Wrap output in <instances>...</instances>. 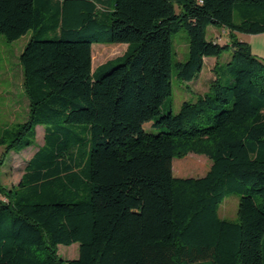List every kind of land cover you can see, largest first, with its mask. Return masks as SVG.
<instances>
[{
    "label": "trees",
    "instance_id": "obj_1",
    "mask_svg": "<svg viewBox=\"0 0 264 264\" xmlns=\"http://www.w3.org/2000/svg\"><path fill=\"white\" fill-rule=\"evenodd\" d=\"M261 32L264 0H0V34L29 33L27 117L0 129V165L44 127L17 184L0 182V264H264V59L237 36ZM94 42L126 49L93 69ZM205 57L207 89L161 112L173 73L191 81ZM188 152L210 159L203 176L173 175ZM231 194L235 217H221Z\"/></svg>",
    "mask_w": 264,
    "mask_h": 264
},
{
    "label": "rangeland",
    "instance_id": "obj_2",
    "mask_svg": "<svg viewBox=\"0 0 264 264\" xmlns=\"http://www.w3.org/2000/svg\"><path fill=\"white\" fill-rule=\"evenodd\" d=\"M174 6L178 11V5L174 4ZM212 28L213 26L207 27V38L210 37ZM216 29L220 31L219 27ZM240 35L250 44L251 52L264 59V32L256 34L241 33ZM28 38L29 33L10 42L0 34V129L12 126L27 117L28 99L22 88L19 54ZM172 47L173 64L176 61H184L188 54V41L185 29L181 28L173 34ZM125 49V43L94 42L92 44V56L99 59L94 60V66L121 55ZM228 58L229 53L225 52L221 55L220 60L224 61ZM213 63V57H205L200 73L188 82L177 80L173 73L172 94L162 105L161 112L170 110L172 113H177L183 101H191L194 99L196 92L205 91L208 87V82L213 78L211 70ZM43 128V125L36 126V135L31 146L17 152L13 150L3 160L0 165V182L2 185L11 186L17 184L23 172L25 161L43 141ZM144 129L152 133L162 130V128L147 125V123L144 124ZM3 150L4 146L0 145V155ZM210 163V159L204 154L188 152L183 156L174 157L172 160V172L176 177L203 176L208 170ZM237 202L238 197L236 195L225 196L219 205V216L234 218ZM57 251L59 256L65 260L77 258L78 243L75 242L70 245L59 244Z\"/></svg>",
    "mask_w": 264,
    "mask_h": 264
},
{
    "label": "crops",
    "instance_id": "obj_3",
    "mask_svg": "<svg viewBox=\"0 0 264 264\" xmlns=\"http://www.w3.org/2000/svg\"><path fill=\"white\" fill-rule=\"evenodd\" d=\"M210 32H211V35H212V36H213V35L216 36V35L222 34V33H223V29L220 28V31H218V29H216V28L213 27V28L211 29ZM223 34H224V33H223ZM240 34H241V33H237L238 38H239L240 40H244V41H246L244 38L241 37ZM94 60H99V59H98V57L94 58V56H92V68H93V69H94L96 66H98V65H95V66H94ZM105 61H106V60H105ZM105 61H103V62H105ZM103 62H102V63H103ZM99 64H101V63H99ZM191 264H210V263H209V261H201V262H198V263H191Z\"/></svg>",
    "mask_w": 264,
    "mask_h": 264
}]
</instances>
